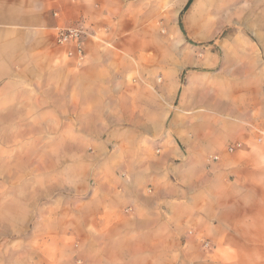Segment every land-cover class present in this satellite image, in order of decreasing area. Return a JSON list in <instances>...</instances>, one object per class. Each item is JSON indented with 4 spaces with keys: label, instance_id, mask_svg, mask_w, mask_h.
I'll return each instance as SVG.
<instances>
[{
    "label": "crops",
    "instance_id": "0c3cea01",
    "mask_svg": "<svg viewBox=\"0 0 264 264\" xmlns=\"http://www.w3.org/2000/svg\"><path fill=\"white\" fill-rule=\"evenodd\" d=\"M238 1L252 39L184 74L164 0H0V176L49 194L0 200V264H264V0ZM70 26L81 67L55 42Z\"/></svg>",
    "mask_w": 264,
    "mask_h": 264
},
{
    "label": "rangeland",
    "instance_id": "374dc122",
    "mask_svg": "<svg viewBox=\"0 0 264 264\" xmlns=\"http://www.w3.org/2000/svg\"><path fill=\"white\" fill-rule=\"evenodd\" d=\"M187 0H164V25L162 37L164 41V55H171L173 45L179 42V50L181 59L190 61L185 64L184 74H190L194 71L208 72L215 74L219 71V60L221 56L220 41L221 40H242L252 39L251 33L245 30L244 13L242 1L236 0H192L190 7L184 11L181 16L184 32L182 31L176 19V5H182ZM175 3H177L175 5ZM251 1L248 2L250 6ZM175 5V6H173ZM105 43L106 41L103 40ZM106 45V43H105ZM231 48H229L230 50ZM206 57L207 64L205 68L194 63V57ZM37 126L36 132L47 135L51 131L48 123H42ZM30 131H35L28 127V123H4L3 134L6 139L11 136L19 137L20 135H28ZM17 141V140H16ZM17 143V142H16ZM17 144L4 145V153L11 158L13 146ZM10 147V150H6ZM17 147V146H16ZM4 155V156H5ZM6 157V156H5ZM11 170L5 168L4 175L0 176V200L10 201L15 199H31L43 198L48 200L49 194H46L43 183L38 186L34 183L29 187L28 180L25 179L19 185L18 177L10 174ZM23 187V188H22ZM35 187V191H29L27 188ZM53 194V193H52ZM52 199L58 196L52 195ZM1 210V208H0ZM205 250H211L209 241L202 240ZM209 243V248H205L204 244Z\"/></svg>",
    "mask_w": 264,
    "mask_h": 264
},
{
    "label": "built area",
    "instance_id": "2783aa9c",
    "mask_svg": "<svg viewBox=\"0 0 264 264\" xmlns=\"http://www.w3.org/2000/svg\"><path fill=\"white\" fill-rule=\"evenodd\" d=\"M78 1V0H70ZM86 32L82 27H59L55 30V42L58 47L66 49V57L81 67L86 59L85 38ZM240 145L229 148V152L235 151ZM219 157L212 156L209 161H218ZM210 244L205 243L204 247L209 248Z\"/></svg>",
    "mask_w": 264,
    "mask_h": 264
},
{
    "label": "trees",
    "instance_id": "16d2710c",
    "mask_svg": "<svg viewBox=\"0 0 264 264\" xmlns=\"http://www.w3.org/2000/svg\"><path fill=\"white\" fill-rule=\"evenodd\" d=\"M191 4H192V0L189 1V3L187 4V6H186V8H185L184 11H186V10L190 7ZM183 13H184V12H183ZM180 27H181L182 31L184 32L182 22H180Z\"/></svg>",
    "mask_w": 264,
    "mask_h": 264
}]
</instances>
